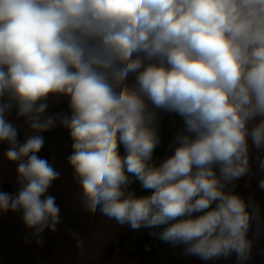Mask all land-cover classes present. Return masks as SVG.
<instances>
[{
	"label": "clouds",
	"instance_id": "9594fccd",
	"mask_svg": "<svg viewBox=\"0 0 264 264\" xmlns=\"http://www.w3.org/2000/svg\"><path fill=\"white\" fill-rule=\"evenodd\" d=\"M50 94L70 98L72 115L60 123L90 212L133 229L165 226L161 240L204 260L247 258L248 204L225 188L250 171L248 137L264 146V119L248 128L264 117V0H0V97L43 132L55 126L43 115ZM145 97L194 134H178L158 167L149 163L159 137ZM12 107L0 103V141L18 162L20 188L0 192V211H22L36 233L55 231L60 209L45 193L59 172L37 156L42 136L18 143ZM128 174L151 195L127 191Z\"/></svg>",
	"mask_w": 264,
	"mask_h": 264
},
{
	"label": "crops",
	"instance_id": "0c3cea01",
	"mask_svg": "<svg viewBox=\"0 0 264 264\" xmlns=\"http://www.w3.org/2000/svg\"><path fill=\"white\" fill-rule=\"evenodd\" d=\"M155 62L144 60L145 66ZM136 83V73H131L125 84L134 88ZM145 100L150 111L155 113L153 126L159 137L149 163L158 167L174 154L178 134H194L187 133L181 115L158 109L146 97ZM10 102L13 107L6 114V119L17 129L18 143L23 144L33 135L42 136L44 144L37 156L46 159L59 172V177L52 182L45 196L55 197L60 209V221L55 231L45 228L42 233H36L35 229L28 228L23 222L22 211H0V264H140L138 256L123 254L122 246L135 251L139 244L145 245V241L152 247L145 264H264V188L259 186L260 181L264 180V169L260 167L261 161H264V146L257 148L250 136V171L228 183L225 188V191L241 196L248 204L247 210L251 214L247 232L250 251L243 260L235 252L227 257L204 260L188 254L184 244L161 240L159 233L165 226L133 229L127 223L120 224L105 216L99 207L95 212L86 208L83 190L74 168L68 162L73 152V140L69 129L60 123L62 117L72 115L68 96L50 94L42 101L47 104L44 118L53 117L55 120V126L43 132L32 130L26 118L17 116L18 107L7 95L0 97V103ZM261 119L264 117L257 116L249 121V131ZM9 147L7 141H0V192L15 196L20 188L16 171L18 162L7 159L5 153ZM119 151L121 156L125 154L123 146ZM214 170L219 177V166L215 165ZM128 175L132 182L127 186V191L134 192L137 197L151 195V189H145L139 180ZM212 207H215V203Z\"/></svg>",
	"mask_w": 264,
	"mask_h": 264
},
{
	"label": "trees",
	"instance_id": "16d2710c",
	"mask_svg": "<svg viewBox=\"0 0 264 264\" xmlns=\"http://www.w3.org/2000/svg\"><path fill=\"white\" fill-rule=\"evenodd\" d=\"M145 242H146L145 244H149L148 241H145ZM150 247H151V245H150ZM150 252H151V250L148 251V252H146L144 250V244L143 243L139 244V246H137V249L135 251L134 250H129L126 246H122V253L125 254V255L138 256L140 264H145V261L148 259Z\"/></svg>",
	"mask_w": 264,
	"mask_h": 264
},
{
	"label": "built area",
	"instance_id": "2783aa9c",
	"mask_svg": "<svg viewBox=\"0 0 264 264\" xmlns=\"http://www.w3.org/2000/svg\"><path fill=\"white\" fill-rule=\"evenodd\" d=\"M144 250H145L146 252L150 251V250H151L150 245H149V244H145V245H144Z\"/></svg>",
	"mask_w": 264,
	"mask_h": 264
}]
</instances>
